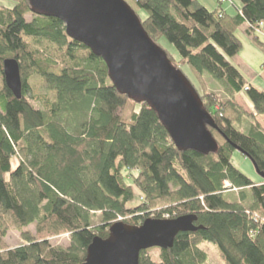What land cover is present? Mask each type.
Returning <instances> with one entry per match:
<instances>
[{
  "label": "trees",
  "instance_id": "16d2710c",
  "mask_svg": "<svg viewBox=\"0 0 264 264\" xmlns=\"http://www.w3.org/2000/svg\"><path fill=\"white\" fill-rule=\"evenodd\" d=\"M11 1L0 5V264H83L93 239L107 238L116 222L184 215H196L200 229L152 248L157 256L141 251L140 264H206L203 242L218 247L224 264H264V180L231 162L240 150L264 173V91L230 60L243 48V26L264 50V0H239L233 14L221 1L210 11L199 0H125L155 44L164 38L177 50L179 59L166 53L171 64L216 125L208 129L218 148L208 154L179 150L157 112L120 94L105 61L71 39L60 19L33 13L29 0ZM12 58L21 98L5 81ZM206 74L227 99L204 89ZM243 91L251 112L235 101ZM12 227L23 231L22 245L5 241ZM63 233L67 246L52 243Z\"/></svg>",
  "mask_w": 264,
  "mask_h": 264
},
{
  "label": "water",
  "instance_id": "95a60500",
  "mask_svg": "<svg viewBox=\"0 0 264 264\" xmlns=\"http://www.w3.org/2000/svg\"><path fill=\"white\" fill-rule=\"evenodd\" d=\"M32 12L60 19L67 35L101 57L112 84L136 103H146L179 150L208 154L218 143L208 127L216 128L204 111L197 91L173 66L145 31L139 17L125 0H29ZM7 87L22 96L20 66L16 59L4 62ZM240 151V150H239ZM257 172L264 178L254 164ZM196 215L175 219L148 218L139 226L116 222L107 238L96 236L83 264H140V253L168 249L180 232H195Z\"/></svg>",
  "mask_w": 264,
  "mask_h": 264
},
{
  "label": "rangeland",
  "instance_id": "374dc122",
  "mask_svg": "<svg viewBox=\"0 0 264 264\" xmlns=\"http://www.w3.org/2000/svg\"><path fill=\"white\" fill-rule=\"evenodd\" d=\"M203 5H205L210 11H213L214 8L220 3L223 4L224 7L228 8L230 12H233L236 10V7L232 4L233 2L236 3V5H241V2L239 0H199ZM14 2L11 0H0V5L11 7L13 6ZM142 18L146 17V12L140 13ZM33 18L32 14L27 15V19L31 20ZM236 35L240 38V40L243 43V48L241 52L233 57L230 58L231 62L241 70V72L246 76V78L249 80L250 83L253 84L257 89L264 91V50L254 44L252 42L251 37L246 32V26L241 27L237 32ZM260 38L262 41H264V35L260 34ZM251 46H249V44ZM159 47L166 53L171 54L175 59H179V54L177 50L175 49L174 45L170 44L166 39H161L159 42ZM178 61V60H177ZM263 64V65H262ZM185 72L192 77L191 70L186 66L184 67ZM205 82L206 87L204 88L206 91H210L211 93L218 94L222 99H227L228 95L226 94L223 86L219 83L218 80L214 79L211 75L206 74L205 76ZM37 91V90H36ZM244 99V108L245 111L248 112L250 106L252 109V104L250 100L247 98V95L245 91L241 93V96L239 99ZM37 103V102H36ZM38 107H41L40 103L36 104ZM247 117L244 116L243 120L244 123L241 125L237 124L238 128L243 129L244 124ZM259 120L261 123H263L264 126V114L259 117ZM232 164L238 168L241 172H243L246 176H248L253 181H261V178L264 180L263 177L259 175L257 172L252 160L242 154L239 150H235L233 152V155L231 157ZM15 165V163H14ZM262 182V181H261ZM135 192L137 193V199L139 196V192L137 189H135ZM98 221V219H97ZM29 231L32 233L36 232V228L34 225H31L28 228ZM23 231L18 230L16 228H10V230L7 232L5 241L10 247H16L19 245H22L25 241L22 236ZM52 243L59 244L63 246H67L70 242V234L69 233H63L60 235H56L50 238ZM201 249L204 250L207 255L208 259L206 264H224L220 258L218 247L210 242H203L201 244ZM150 253H152L153 256L158 255L157 249H151Z\"/></svg>",
  "mask_w": 264,
  "mask_h": 264
},
{
  "label": "crops",
  "instance_id": "0c3cea01",
  "mask_svg": "<svg viewBox=\"0 0 264 264\" xmlns=\"http://www.w3.org/2000/svg\"><path fill=\"white\" fill-rule=\"evenodd\" d=\"M235 7H236V10L235 11H233V12H230L229 10H228V8H226V7H224V5L222 4V7L224 8V10H226L227 12H229V13H236L237 12V10L238 9H241V6L242 5H236V3H232ZM219 6V4L214 8V10L217 8ZM249 44V46H251L250 45V43H248ZM263 65V64H262ZM242 93V92H241ZM241 93H239V94H237L236 96H235V101L238 103V104H240L243 108H244V99L243 98H241V99H239V97L241 96ZM248 107H249V110H247L248 112H251L252 110H251V108H250V106L249 105H247ZM245 109V108H244ZM246 110V109H245ZM262 125H263V123H262ZM255 182H260V180L259 181H255Z\"/></svg>",
  "mask_w": 264,
  "mask_h": 264
},
{
  "label": "built area",
  "instance_id": "2783aa9c",
  "mask_svg": "<svg viewBox=\"0 0 264 264\" xmlns=\"http://www.w3.org/2000/svg\"><path fill=\"white\" fill-rule=\"evenodd\" d=\"M222 1H225V0H222Z\"/></svg>",
  "mask_w": 264,
  "mask_h": 264
}]
</instances>
